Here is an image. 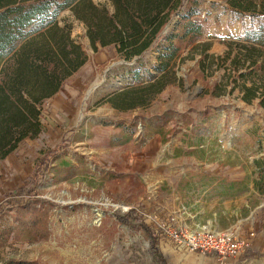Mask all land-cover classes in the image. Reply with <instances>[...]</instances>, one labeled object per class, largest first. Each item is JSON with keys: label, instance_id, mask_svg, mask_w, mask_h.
Listing matches in <instances>:
<instances>
[{"label": "rangeland", "instance_id": "rangeland-1", "mask_svg": "<svg viewBox=\"0 0 264 264\" xmlns=\"http://www.w3.org/2000/svg\"><path fill=\"white\" fill-rule=\"evenodd\" d=\"M92 1L113 10L110 0ZM263 6L183 0L164 37L131 59L113 45L95 50L72 5L64 9L58 24L87 60L43 102L39 135L0 159V264H188L196 251L165 227L199 229L196 212L206 220L214 210L224 228L233 213L257 215L255 225L246 219L234 230L253 234L252 246L224 264H264V193L255 187L264 175V108L242 99L234 80L245 69L224 61L262 23L264 14L251 13ZM192 12L204 31L175 39L170 82L142 91L161 74L165 37ZM143 222L158 234L161 258ZM193 255L191 264H221L212 253Z\"/></svg>", "mask_w": 264, "mask_h": 264}, {"label": "trees", "instance_id": "trees-1", "mask_svg": "<svg viewBox=\"0 0 264 264\" xmlns=\"http://www.w3.org/2000/svg\"><path fill=\"white\" fill-rule=\"evenodd\" d=\"M110 1L113 10L92 0H0V159L24 139L39 135L43 102L55 95L87 60L82 45L71 37L70 30L58 24L57 17L64 9L72 5L75 16L85 23L95 50L99 45H113L122 57L131 59L164 37L165 27L183 5V0ZM195 14L183 17L175 31L165 37L161 74L142 91L159 93L170 82L165 79L170 60L179 48L175 39L198 37L204 31L203 21L194 19ZM251 14H264V6ZM238 46L236 51L229 49L224 61L231 60L234 67L237 64L234 70L245 69L236 71L238 76L234 80L242 99L247 103L258 99L264 108V19L250 27ZM138 79L141 76L136 73ZM232 186L230 183V191ZM255 187L264 193V175ZM230 191L229 196L236 195ZM122 219L128 224L127 217ZM141 227L150 236L155 257L161 258L158 234L145 222ZM2 264L19 263L9 259Z\"/></svg>", "mask_w": 264, "mask_h": 264}, {"label": "built area", "instance_id": "built-area-1", "mask_svg": "<svg viewBox=\"0 0 264 264\" xmlns=\"http://www.w3.org/2000/svg\"><path fill=\"white\" fill-rule=\"evenodd\" d=\"M165 231L177 245L186 246L191 251L212 253L221 264L244 254L253 240V234L241 237L231 229L218 231L206 226L194 230L166 226Z\"/></svg>", "mask_w": 264, "mask_h": 264}, {"label": "crops", "instance_id": "crops-1", "mask_svg": "<svg viewBox=\"0 0 264 264\" xmlns=\"http://www.w3.org/2000/svg\"><path fill=\"white\" fill-rule=\"evenodd\" d=\"M229 199L231 201H233L234 199H236V195L231 196V198H229ZM247 207H248V205H247ZM198 214L199 213L196 212L195 216H197V218H198V221H199L198 222V226L199 227L206 226L209 229L218 230V231L227 230V229L236 230V227H238L237 225L243 224L246 219L249 220V223L251 225H255L256 224V220H257L256 219L257 215H253L251 211H250V214L248 216H241V215H238V213H233L234 214V218H233L232 224L229 227L224 228L223 226H221V221H220L221 220L220 219L221 213H218L217 210H214L212 212V214H211L212 216L210 218L206 219V220L205 219L201 220L200 217H198L199 216ZM258 239H259V237L257 238V241L260 243V239L259 240ZM160 250L166 256V253H165L166 249L164 248L163 244H161ZM193 254H197V252L187 255L188 264L193 263V261L195 259ZM174 262H178L179 263L180 261H176L175 260ZM196 264H207V263L204 262V261H200V262H198Z\"/></svg>", "mask_w": 264, "mask_h": 264}]
</instances>
